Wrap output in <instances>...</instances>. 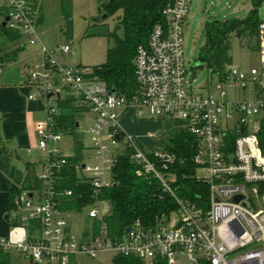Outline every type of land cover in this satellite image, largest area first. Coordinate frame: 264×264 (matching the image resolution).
I'll return each mask as SVG.
<instances>
[{
    "label": "built area",
    "instance_id": "built-area-1",
    "mask_svg": "<svg viewBox=\"0 0 264 264\" xmlns=\"http://www.w3.org/2000/svg\"><path fill=\"white\" fill-rule=\"evenodd\" d=\"M191 3L173 0L163 7L162 19L136 49L137 90L126 96L109 91L93 69L67 67L57 60L41 42L36 0H0L1 23L7 17L4 28L17 32L26 45L40 46L42 63L28 70L24 79L33 88L29 99H40L44 107V119L34 128L36 149L42 156L40 169L34 183L19 189L13 198L6 215L8 233L0 234V252H16L45 264H70L77 254L94 259L102 253L144 263L264 264V209L259 192L264 185V154L258 142L264 122V21L258 24L259 67L246 73L230 66L220 82L211 85L212 93L203 94L193 88L183 48ZM58 51L67 57L69 45ZM6 70L0 62V84ZM249 86L251 97L246 99ZM228 89L240 95L228 101ZM60 100H70L79 111L94 115L93 124L83 130L91 158L73 163V154L62 146L65 133L57 125ZM129 114L133 119H168L195 138L191 161L196 168L194 178L208 187L205 205L175 193L170 168L182 163V158L166 145L146 149L143 139L162 137L163 130L159 136L149 132L140 139L122 125ZM126 150L131 152L137 174L155 181L161 193L173 199L175 209L150 225L135 221L120 233L110 232L104 223L108 203L100 199V193L114 185L113 171ZM69 171L75 184L82 183L89 190V200L79 209L63 208L62 200L71 204L82 200V194L73 189H61L62 175ZM235 196L242 200L233 203ZM89 206L86 220L91 221V229L77 236L71 215Z\"/></svg>",
    "mask_w": 264,
    "mask_h": 264
},
{
    "label": "trees",
    "instance_id": "trees-1",
    "mask_svg": "<svg viewBox=\"0 0 264 264\" xmlns=\"http://www.w3.org/2000/svg\"><path fill=\"white\" fill-rule=\"evenodd\" d=\"M173 0H106L103 12L116 15L118 27L122 29L123 36L116 39L115 46L108 51L107 62L95 67L94 74L106 85L109 91L126 96L133 95L137 90L135 82L133 59L138 46L144 45L148 39L152 26L162 19L163 7ZM253 4H264V0H257ZM0 12V19H1ZM259 19L255 9H252L243 19L232 18L228 20L214 19L204 26L205 42L198 57V67L203 63L207 70L221 79L231 66L233 37L253 38L254 44H249L248 49L258 51V24ZM19 35L8 31L1 26L0 20V62L7 64L15 58L21 50L15 48ZM12 45L7 51L5 48ZM60 115L57 120L58 127L66 134H74L76 121L73 113L75 107L70 100L59 101ZM171 131V132H170ZM166 147L169 151L182 158L183 162H176L170 171L174 174L172 186L178 197L187 199L198 205H205L208 196V187L202 181L194 178L196 170L191 161L195 151V138L173 124L169 130ZM258 142L264 154V122L260 126ZM76 155L73 163L81 159L82 144L75 140ZM0 148L3 141L0 133ZM130 150H126L118 160L113 171L114 185L103 189L100 199L109 205L108 215L104 223L110 232H122L135 221L143 225H150L162 214L167 215L175 209L173 199L161 193L155 181L138 175V168L130 160ZM61 189H73L76 194H82V200L76 203L63 201L64 209L81 208L89 200L88 187L82 183L75 184L72 171L62 175ZM26 183L22 189H26ZM260 194L264 193V185L260 186ZM15 192L9 193V208L12 205ZM203 202V203H202ZM202 203V204H201ZM98 224L93 223L95 230ZM0 264H11L9 253L0 252ZM111 264H165L163 262L144 263L134 257L115 256Z\"/></svg>",
    "mask_w": 264,
    "mask_h": 264
},
{
    "label": "rangeland",
    "instance_id": "rangeland-1",
    "mask_svg": "<svg viewBox=\"0 0 264 264\" xmlns=\"http://www.w3.org/2000/svg\"><path fill=\"white\" fill-rule=\"evenodd\" d=\"M36 1L42 14L40 32L43 43L49 51L55 53L57 60L64 66L94 69L105 64L108 51L115 46L116 39L123 36L122 29L118 27L116 15H110L100 22H95L96 19L105 15L103 4L106 3V0ZM252 9L256 10L259 21H264V4L256 5L251 0H192L190 12L184 23L183 48L186 67L192 71L190 77L193 78L192 85L196 91L203 94L208 91L212 93L211 85L220 82L219 77L210 73L203 63L199 67H195L205 42V24L214 19L224 21L238 18L240 12L249 13ZM15 33L17 34V32ZM254 43L253 38L233 37L231 39V67L239 68L246 73L251 68L259 67L258 51L248 49V45ZM62 45H69L70 53L67 57L56 51ZM23 64L17 62L16 66L22 67ZM22 73L24 72L22 71ZM250 90L251 86L246 92V99L251 97ZM239 95L238 90L228 89L226 100L232 101ZM73 115L74 120L79 123V127L76 128L77 138L83 140L86 149L84 154L91 158L89 140L83 130L93 124L94 115L80 111L74 112ZM127 125L125 129L129 133L139 136L140 139L154 129L163 130L162 137L143 139L146 149L152 150L166 145L173 122L168 119L136 118V121L129 124V127ZM130 127L134 133L131 132ZM66 141L69 142V139L64 138L63 142L66 143ZM67 150V152L70 151ZM90 161L89 159L86 163L89 165ZM35 169L38 170L37 167ZM260 199L261 208L264 209V193L261 194ZM250 201L253 202V199L251 198ZM89 208L91 207H87L80 214L71 215V228L77 236H80L86 229H91V221L86 220V212ZM106 210L109 211V205H106ZM114 257L113 253H102L94 259L84 254H77L72 258L71 264H111Z\"/></svg>",
    "mask_w": 264,
    "mask_h": 264
},
{
    "label": "crops",
    "instance_id": "crops-1",
    "mask_svg": "<svg viewBox=\"0 0 264 264\" xmlns=\"http://www.w3.org/2000/svg\"><path fill=\"white\" fill-rule=\"evenodd\" d=\"M247 14L246 11H242L239 13L237 19H243ZM41 24L42 14L40 15L37 29L41 42L44 45L42 33L40 32L42 27ZM23 42L24 40L19 35V40L15 44V48L21 50L13 60L5 65L7 69H10L16 66L17 62L24 63L22 67H19V71L20 75L25 78L28 70L39 68L42 63V56L39 45L29 46ZM44 46L46 47V45ZM12 48L13 46L9 45L5 49L10 51ZM56 51H58V48ZM52 53L55 54L54 52ZM22 71L24 73H22ZM32 93L33 88L28 85L26 80L17 85L0 84V133L3 141V148H0L1 235H6L9 230V223L6 218L9 210V193H16L19 189H22L26 183L28 184L27 188L32 185L34 183L35 174L40 169V162L42 160L41 154L36 149V134L34 128L37 122L44 119V107L40 99H29V95ZM77 111L79 110L76 109L75 112ZM134 121H136V119H133L131 114L125 115L122 119L124 129L127 124L129 127V124ZM76 124V128L79 127L77 121ZM76 128L74 134L65 133V138H68L69 142H63L62 146L69 149V153L73 154L75 157V140H78L83 147L80 152V157L84 159L86 157L84 154L86 151L85 144L82 139L77 138ZM130 129L131 132L134 133L132 127H130ZM158 131L159 129L157 128L151 132L157 133ZM36 167L38 170L35 169ZM9 256L11 264H45L36 263L30 258L16 252H10Z\"/></svg>",
    "mask_w": 264,
    "mask_h": 264
},
{
    "label": "water",
    "instance_id": "water-1",
    "mask_svg": "<svg viewBox=\"0 0 264 264\" xmlns=\"http://www.w3.org/2000/svg\"><path fill=\"white\" fill-rule=\"evenodd\" d=\"M107 17V14L103 15L101 18L96 19L95 22H100L102 20H104ZM7 21V17L4 19V21L1 23V26L4 28L5 27V22ZM199 63L196 62L195 67H198ZM25 79L24 77H22L20 75V71H19V67L14 66L6 71H4L3 75H2V83L3 84H7V85H17L20 82H24ZM77 125V124H76ZM158 136L161 134V131H158L156 133ZM31 196V195H30ZM240 200H242L241 196H235L232 199L233 203H238ZM243 205L248 208L251 209V207L249 206V204L247 202H243ZM126 232H128V229H126Z\"/></svg>",
    "mask_w": 264,
    "mask_h": 264
}]
</instances>
